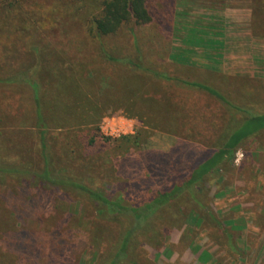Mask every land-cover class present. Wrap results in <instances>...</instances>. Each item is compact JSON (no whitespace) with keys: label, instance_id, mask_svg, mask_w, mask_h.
Here are the masks:
<instances>
[{"label":"rangeland","instance_id":"rangeland-1","mask_svg":"<svg viewBox=\"0 0 264 264\" xmlns=\"http://www.w3.org/2000/svg\"><path fill=\"white\" fill-rule=\"evenodd\" d=\"M88 5L74 22L56 14L6 43L22 54L21 67L0 68V78L23 72L39 89L0 84V165L17 171L0 175V264H111L122 225L102 219L77 187L143 206L186 178L227 124L264 114V0H151L142 48L127 40L129 24L106 41L114 62L88 43L83 63L61 58L60 77L31 46L51 45L56 31L86 32L98 13ZM130 57L133 66L123 62ZM183 82L222 92L235 120ZM196 192L199 203L176 202L159 212L163 221L150 219L147 240L137 234L118 264H264V134Z\"/></svg>","mask_w":264,"mask_h":264},{"label":"trees","instance_id":"trees-1","mask_svg":"<svg viewBox=\"0 0 264 264\" xmlns=\"http://www.w3.org/2000/svg\"><path fill=\"white\" fill-rule=\"evenodd\" d=\"M151 0H0V68L3 70L6 68H19L21 67L20 59L22 54L19 51L10 50L7 47L11 36H24L29 34L31 30L38 29L43 26L42 19L45 24H49L51 17L57 16L65 17L63 20L71 21L75 20V15L78 14L79 9H83L88 6L92 9L97 8V15H94L87 31L83 32L78 30L75 35L66 34V30L61 32L56 31L54 39L55 42L50 43L56 47H51L49 44H45L42 47L31 46V57L41 61L42 59L49 64H52L58 71H55L58 76L62 77L67 75L66 69L61 62L62 57H66V54H76L79 62H84L85 58L83 54H86L88 50V43H96L98 45L97 52L101 56L110 62H114V57L111 55V50L107 49L106 41L118 37L121 33H124L126 26L133 25L134 29H131L129 35H126L127 40L135 46L142 48V44L145 39L142 36L143 32L148 26L153 23V16L148 8V4ZM62 6L64 8H62ZM94 6V7H93ZM62 9V10H61ZM65 9V10H64ZM89 10V11H90ZM64 11L65 14L62 12ZM91 12V11H90ZM47 14L46 21L43 15ZM50 21V22H49ZM264 18L261 17L259 23L263 24L261 29L264 30ZM80 23V22H79ZM62 26H67V23H63ZM45 42L41 38V42ZM7 43V44H6ZM38 43V42H37ZM148 48V45H147ZM82 53V54H81ZM29 54V55H30ZM26 56L27 53H26ZM144 56H140V61H143ZM130 58H124L123 62L126 65L133 66V62ZM119 63H122L118 61ZM44 63V62H42ZM45 64V63H44ZM8 66V67H7ZM36 66V64H34ZM51 66V65H49ZM142 67V66H140ZM64 71V72H63ZM76 72V71H75ZM9 79L0 78V84L9 85L14 83H24L33 89L35 95L39 89L34 84L31 78L26 77L25 73H19V77L10 75ZM62 79V78H61ZM71 84V83H70ZM74 84V83H73ZM184 87H190L195 90L204 91L214 97L221 104L225 105L228 109L230 120H235L237 115V109L233 107L226 99L222 92L216 89L205 87L198 83H182ZM65 82L61 81L57 88V97L60 101H63L67 97ZM74 86L77 93H80L78 83ZM62 91H60V90ZM221 93V94H220ZM80 97V94H78ZM38 106L42 115V106L40 97L37 96ZM59 111H63L64 108L59 105ZM231 122V121H230ZM229 122V123H230ZM224 132L218 141V144L208 153H203L200 159L192 165L190 173L186 178H180L175 185L166 193H160V196L153 202H149L140 207H127L123 205V198L118 195L115 199H109L97 192H93L87 188L77 187L88 194L96 205V211L99 216L104 220H110L113 223H119L122 228V232L119 235L118 242L115 248L118 250L117 256L111 258V264H118L121 258H127L130 252L136 248L137 245H133L135 236H141L144 240L145 234L151 232L152 226L150 225V219L163 221V215L159 212L166 206L174 207L176 202L188 200H196L198 193L196 190H200L204 182L212 178L216 172L227 162H231L234 159L235 151L246 140L256 138L259 135L264 134V114L254 116L253 118H245L242 121H238L236 125L230 127L228 124L225 126ZM17 171L0 165V175H12ZM45 178H49V174H45ZM188 196L189 198H187ZM198 202V201H197ZM199 203V202H198ZM161 211V212H162ZM124 220V221H122ZM234 224V222H230Z\"/></svg>","mask_w":264,"mask_h":264}]
</instances>
